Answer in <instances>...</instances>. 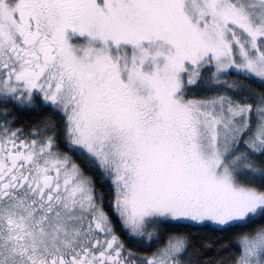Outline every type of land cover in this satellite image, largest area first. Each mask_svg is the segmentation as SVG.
Listing matches in <instances>:
<instances>
[{"label": "snow or ice", "instance_id": "1", "mask_svg": "<svg viewBox=\"0 0 264 264\" xmlns=\"http://www.w3.org/2000/svg\"><path fill=\"white\" fill-rule=\"evenodd\" d=\"M233 74L264 87V0H0V264H185L187 235L120 233L264 221V93ZM234 245L264 264V225Z\"/></svg>", "mask_w": 264, "mask_h": 264}, {"label": "trees", "instance_id": "2", "mask_svg": "<svg viewBox=\"0 0 264 264\" xmlns=\"http://www.w3.org/2000/svg\"><path fill=\"white\" fill-rule=\"evenodd\" d=\"M233 80H240L244 84H250V91L254 93H264V87L258 84L251 83L250 81L243 80L241 77L233 74L231 77ZM193 92L197 95H203L204 90L201 87L193 88ZM15 119L18 121L21 127H25L28 130L29 127L33 126L36 121L45 116H51L52 119L59 122L58 116L53 115L48 110H38L33 112L30 110L16 111L14 113ZM60 146H64L63 144ZM94 179L96 180L97 188L104 193L105 203L110 198L111 187L106 181L101 180L100 174L94 170ZM264 225V221H258L255 224H250L246 228H231L227 231H222L212 226L207 229H200L199 227H165L161 233V244L153 245L148 247L146 244L143 246L135 245L129 241L128 237L122 233L121 239L124 240L125 244L133 248V250L139 252L142 255H150L157 247L162 246L163 239L172 234L187 235L191 241V252L185 257V264L187 259L190 264H221L222 261H227L237 249L235 248L234 241L239 234L249 233L254 231L257 227ZM216 230H213V229ZM117 229L119 225L117 223Z\"/></svg>", "mask_w": 264, "mask_h": 264}, {"label": "flooded vegetation", "instance_id": "3", "mask_svg": "<svg viewBox=\"0 0 264 264\" xmlns=\"http://www.w3.org/2000/svg\"><path fill=\"white\" fill-rule=\"evenodd\" d=\"M42 109L45 110L46 108H44V107H38V110H42ZM46 110H48L50 113H52L50 109H46ZM58 118H59V117H58ZM16 126H17V127H21L17 120H16ZM24 128H25V127H24ZM25 130H26V128H25ZM26 131H27V130H26ZM62 144H63V142H61V145H62ZM63 145H64V144H63ZM61 149L64 150V151H67V149H66L64 146H61ZM78 162H79V159H78ZM81 166L84 167L83 164H82ZM84 170H85V172H86L87 174L93 176L94 169H88L87 167H85ZM95 171H96V170H95ZM97 172H98V171H97ZM98 173H99V172H98ZM93 177H94V176H93ZM105 205H106V207H107V203H105Z\"/></svg>", "mask_w": 264, "mask_h": 264}, {"label": "rangeland", "instance_id": "4", "mask_svg": "<svg viewBox=\"0 0 264 264\" xmlns=\"http://www.w3.org/2000/svg\"><path fill=\"white\" fill-rule=\"evenodd\" d=\"M202 88H203V87H202ZM110 187H111V185H110ZM186 263H187V264H190L189 261H188V259H187V262H186Z\"/></svg>", "mask_w": 264, "mask_h": 264}]
</instances>
